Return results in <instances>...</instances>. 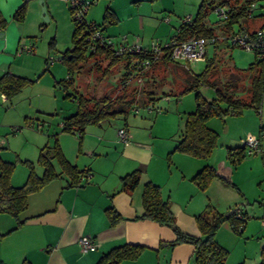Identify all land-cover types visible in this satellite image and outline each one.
I'll return each mask as SVG.
<instances>
[{
  "label": "crops",
  "instance_id": "1",
  "mask_svg": "<svg viewBox=\"0 0 264 264\" xmlns=\"http://www.w3.org/2000/svg\"><path fill=\"white\" fill-rule=\"evenodd\" d=\"M24 1L27 4L25 18L17 21L13 13ZM38 1L0 0V14L5 20L3 26L0 25V31L3 32L0 36V75L10 72L33 78L41 69V64L32 66L29 57L14 55V49L20 43V34H25L27 21L33 19L40 24ZM61 1L44 0L48 19L55 18V14L61 10L66 11L60 7ZM223 36L229 43L227 34ZM214 56L216 59L219 56L216 49ZM226 62L233 70H239L230 59ZM170 64L184 68L182 63ZM40 75H43V71L37 76L36 82L40 81ZM0 99L11 100L1 92ZM21 112L22 109L13 103L9 106L0 104V116L4 117L7 113L12 117L17 114L20 116ZM3 121L4 118L0 119V129L5 132L7 123L11 121ZM102 123L87 125L80 137L76 133L57 129V141L62 155L71 165L87 172L86 180L76 186L69 185L71 179L62 175L47 182L40 190L30 193L26 209L18 216V225L14 217L0 213V264H94L102 253L125 243H139L146 248L136 259L124 260L119 264H194L192 244L182 242L158 248L160 241L175 238L173 230L140 217L143 212L142 186L148 180L160 186L163 198L168 196L177 226L189 234H200L194 215L202 211L207 203L223 213L244 205L242 209L248 214L247 218L264 215V95L258 113L244 109L240 115L227 116L221 120V124L227 123V127L219 136V148L213 156L207 160L180 156L183 165L179 167L178 176L172 172L168 175L161 161L157 160V156L154 157L157 146L151 136L141 138V130L129 131L125 128L127 143H122L117 138V129L122 126L104 128ZM213 124L211 128L217 131L216 123ZM26 131V135L33 132ZM249 134L260 138V151L244 153L239 161H232L236 155L230 157L229 150L242 148ZM9 145L10 140L6 139L5 146ZM34 148L39 149V145ZM17 152V155L26 158L25 153L20 155ZM217 155L220 158L217 162H222L223 166L216 162ZM205 164L226 174L233 188L213 180L205 190H201L191 181V177ZM54 165L58 170L56 163ZM133 170L139 171L138 183L132 189L120 190V177ZM25 178L26 170L22 167L17 173H12L10 181L17 186ZM110 206L120 215L114 224L110 223L106 212ZM82 236L90 237L96 243V248L82 253L78 245V239ZM215 239L228 250L225 264H260L261 250L264 248V227L257 220L246 219L239 235L232 230L228 221H224Z\"/></svg>",
  "mask_w": 264,
  "mask_h": 264
},
{
  "label": "trees",
  "instance_id": "2",
  "mask_svg": "<svg viewBox=\"0 0 264 264\" xmlns=\"http://www.w3.org/2000/svg\"><path fill=\"white\" fill-rule=\"evenodd\" d=\"M258 6L256 0H200L194 17L190 16V22L188 23L182 22L181 19L176 32L172 36L175 35L177 40L192 37L212 38L211 43L214 44L217 42L218 37L213 27L206 24L205 17L210 9L216 10L217 8H222L225 10V17H219L225 22L223 32L224 35L227 34L226 39L228 40V36L234 32L232 28L234 22H239L237 31L243 28L250 30L247 28V25L242 26L241 24L243 22L247 23V20L254 15L264 16V14H255ZM26 11L27 4L24 1L15 9L13 18L17 21H23ZM112 14V11L107 10L105 17ZM4 23L5 20L0 14V25L3 26ZM73 25L71 47L60 56L61 62L66 67V77L57 80L56 84L65 91V97L77 100V109L63 118L60 131L73 132L80 137L84 128L89 124H99L117 115H122L125 118L127 114L131 112L135 113L133 111L135 103L139 107L150 108L149 110L153 109V95L144 96L145 98H141L140 101L134 100L135 88L127 86L128 82L126 80L128 79L126 78L140 75L144 79L146 77L145 73H148L146 71L157 67L161 62H180L172 61L167 54L157 60H153V57L147 53L128 52L123 55H114L110 49L101 46L99 43L94 44L96 49L92 51L88 48V42L82 35L84 31L83 26L75 22H73ZM262 27H264V22L257 28ZM229 45H231L230 42ZM97 56L108 60L105 68L107 74L110 73L114 65L123 63L122 75L124 77L121 82V92L116 98L111 99L109 96H102L100 98L84 96V94L79 93L76 89L73 75L81 70V67L87 60ZM145 58L150 59L151 64L148 69L143 70L138 68L136 63L142 62ZM215 64L216 58L213 56L199 73L189 71V68L184 65L185 70L191 74L192 78L186 81L187 84L182 86L179 91L193 90L195 92V107L186 115L184 128L176 139L174 150L196 158H206L218 145V133L206 124L208 118L212 116L219 118L237 116L244 109H252L258 113L261 108L262 95H264V61L254 56L253 62L249 64L247 69L233 70L229 65L230 71L227 76L222 77V84H219L221 83V79L214 78L216 74ZM242 77L244 79L248 78L247 98H242V94H236L239 81L242 82L244 80ZM31 81L27 77L4 72L0 75V92L8 99L12 98ZM202 88L209 89L212 91V94L205 96L201 91ZM120 128L126 133L127 139L126 125L118 129ZM2 147L5 146H0V148ZM229 151L230 157L233 154L236 155L232 159L234 162L239 161L245 155L243 147L232 148ZM23 162L28 166V174L21 185L14 186L10 178L15 163L2 159L0 156V213H7L14 217L16 225L20 223L18 216L26 209L30 193L40 190L47 182L62 175H66L71 179L69 185L76 186L81 183L79 178L87 174L86 171L77 169L64 158L58 145L57 132L54 134L52 145L45 143L39 149L37 163L42 168L40 174L36 172L34 162L26 159ZM55 163L58 166V170L55 169ZM215 177L225 178L213 166L205 164L191 177V181L201 190H205L210 181ZM119 181L120 190L132 189L139 181V171L133 170L126 173L120 177ZM226 182L228 183L229 181L226 179ZM141 202L143 212L140 217L150 219L160 225H166L175 234V238L171 241H160L158 248L174 246L182 242L190 243L193 245L192 258L194 264H225L228 250L216 241V232L224 221H228L232 230L239 235L248 217V214L242 208H240L239 216L235 211L226 215L211 203H207L202 211L194 215V220L200 234L193 235L183 232L177 226L175 216L170 208V200L162 197L158 184L150 180L143 183ZM106 212L111 224L120 219L119 213L112 206L106 208ZM145 248L146 246L139 243L118 245L102 253L94 264H119L124 260H133ZM260 264H264V248L261 250Z\"/></svg>",
  "mask_w": 264,
  "mask_h": 264
},
{
  "label": "rangeland",
  "instance_id": "3",
  "mask_svg": "<svg viewBox=\"0 0 264 264\" xmlns=\"http://www.w3.org/2000/svg\"><path fill=\"white\" fill-rule=\"evenodd\" d=\"M61 2L62 6L60 7H64L63 10L66 11L57 12L55 18L50 17L45 20L40 13V24L29 19L24 29L25 34H20V43L14 49V55L29 57L32 66L41 64V69L36 72L33 78H29L32 81L13 97L15 99H0L1 105L9 106L13 103L22 109L20 116L17 114L12 117L10 113L4 117L0 116V119L4 118L3 123L11 121L7 123L8 128L5 132L4 129H0V137L5 140L4 146L6 139L10 140L9 146L0 148V156L2 159L15 163L14 174L24 167L27 176L28 166L23 162L25 159L34 162L35 170L39 174L41 173L42 168L37 163L40 147L45 143L53 144L54 134L57 129L60 131L63 118L77 109V100L65 97V91L56 84L57 80L66 77V67L57 58L71 47V33L74 26L67 4ZM256 2L259 6L255 10V14H264V0H256ZM199 4L200 0H96L89 7L85 18L100 24L103 34L111 37L115 43L126 36L128 43L131 44L135 41L143 46L149 45L152 41L164 44L176 32L181 19L187 16L194 17ZM107 10L112 11L113 14L105 17ZM141 21H143L142 24ZM205 22L213 27L218 40L215 42L216 44L206 45L203 58L185 66L191 72H201L207 61L214 56L216 49L219 56L216 59L214 78L221 79L219 84H222V77L227 76L230 71L227 59L235 64L236 69H247L253 62L254 56L252 52L239 45L231 46L225 41L223 36L225 22L215 9L208 11ZM262 22H264V16L254 15L247 20V25L249 29H252L258 27ZM238 25L239 22L232 24L234 32L237 31ZM107 62V59L99 56L90 58L83 64L81 70L73 75L74 84L79 93L96 98L109 96L111 99L120 94L121 82L124 77L122 75L123 63L114 65L112 71L110 70L112 73L107 74L105 72ZM41 71H43V75H40V81L36 82ZM146 72H148L145 73L146 79H141V81L133 76L126 78L128 79L127 86L135 88L134 100L140 101L141 98L153 95V109L139 107L137 112H131L125 118L122 115H117L110 117L102 124H104V128L113 127V129L117 125H126L129 131L141 130V138H150L151 136L157 146L154 150V157L157 156V160L161 161L168 175L172 172L173 175L178 176L179 167L181 164L183 165L182 160L179 159L180 156L189 155L175 151L174 146L184 128L187 113L195 107V92L193 90L180 92L179 90L192 77L185 68H179L170 62H161L157 67L150 71L148 69ZM242 79L244 78L242 77ZM238 84V94H242V98H247L248 78ZM201 91L205 96L212 94L209 89L202 88ZM221 120L223 118L212 116L206 121L209 127H214L213 122H215L218 129V145L206 157V160L213 156L215 150L219 148V136L227 127V123L221 124ZM9 123L11 125H8ZM1 124L2 122H0ZM13 128L18 129L13 131ZM26 130L33 132L26 135ZM35 145H39V149L34 148ZM17 151L20 155L25 153L26 158L17 155ZM217 159H220L218 155L216 162ZM217 163L222 165V162ZM214 168L225 178L215 177L210 182L218 180L223 186L233 188L229 183L231 182L230 178L218 168ZM226 179L229 181L228 183ZM262 191H264V184H262ZM239 207L244 208V205ZM181 208L184 210L183 204H181ZM262 216L259 218L250 216L247 220H257L264 227L261 222Z\"/></svg>",
  "mask_w": 264,
  "mask_h": 264
},
{
  "label": "built area",
  "instance_id": "4",
  "mask_svg": "<svg viewBox=\"0 0 264 264\" xmlns=\"http://www.w3.org/2000/svg\"><path fill=\"white\" fill-rule=\"evenodd\" d=\"M67 4L70 11L72 21L83 26V37L88 42V48L95 51V43H99L110 49L114 55H123L128 52L131 53H147L153 57V60L161 59L165 54L168 55L169 59L172 61L183 63L188 65L195 60L204 57L206 45L212 42L211 39L203 37H192L184 40H177V38L172 36L169 41L161 44L160 42L152 41L147 46H143L137 41L134 43H128L126 36H123L117 43L113 42L111 37L103 34L101 25L96 24L94 21H88L85 15L89 7L96 2V0H63ZM220 17H225V10L222 8L216 9ZM182 22H190V16L182 19ZM252 30L239 29L238 31L232 32L228 36V40L231 45H239L247 51L253 53V55L264 61V27L256 28L253 32ZM61 61L60 56L57 58ZM152 60V61H153ZM138 68L143 70L148 69L150 66V59H144L142 62L136 63ZM131 77V76H130ZM137 77L139 81L143 79L140 75L133 76ZM128 82V80H126ZM125 82V83H126ZM139 108L138 104L133 105V111L137 112ZM150 109V108H149ZM16 130V128H13ZM118 139L127 143L126 133L122 128L117 131ZM5 144L4 138L0 137V146ZM244 153L253 154L260 151V138L252 135H247L244 141ZM80 181L86 180L85 176L79 178ZM234 211L237 215H240V208H235ZM233 211V212H234ZM262 225H264V216L261 218ZM78 245L82 253L94 250L96 248V243L87 236H82L78 239Z\"/></svg>",
  "mask_w": 264,
  "mask_h": 264
},
{
  "label": "water",
  "instance_id": "5",
  "mask_svg": "<svg viewBox=\"0 0 264 264\" xmlns=\"http://www.w3.org/2000/svg\"><path fill=\"white\" fill-rule=\"evenodd\" d=\"M39 4H40V7H41V16L45 19V20H48V14H47V9H46V6H45V3H44V0H39L38 1ZM3 32L0 31V36H2ZM233 209L227 211L225 214L226 215H229L231 213H233Z\"/></svg>",
  "mask_w": 264,
  "mask_h": 264
}]
</instances>
